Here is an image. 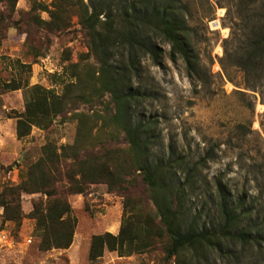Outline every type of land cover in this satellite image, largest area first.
Here are the masks:
<instances>
[{"label": "trees", "instance_id": "obj_1", "mask_svg": "<svg viewBox=\"0 0 264 264\" xmlns=\"http://www.w3.org/2000/svg\"><path fill=\"white\" fill-rule=\"evenodd\" d=\"M32 2L31 12L45 10L50 17L43 22L33 13L32 20L46 23L49 30L63 29L66 14L72 11L96 65L73 64L61 93L30 85L25 78L4 82L7 90H23L25 106L15 116L16 137L29 134L32 126L47 128L55 116L77 109L78 103L88 104L91 110L106 105L102 115L95 109L89 115L78 112L75 141L65 145L46 142L39 156L26 165L19 183L4 186L0 228L6 221L20 223L22 193H41L45 198L34 202L29 212L35 221L38 248H68L76 221L67 195L83 194L89 184L104 183L108 191L123 196V216L116 235L107 232L92 237L90 259L100 256L104 247L120 255L147 250L152 239L163 233L168 237L166 258L174 257L181 264H217V256L236 259L243 255V249L260 248L264 243V216L258 219L260 212L244 190L234 196L217 178L213 219L201 221L202 211L187 207L188 189L208 155L190 162L172 152L160 158L152 154L159 132L156 120L144 108L148 92L141 81L142 59L148 58L159 67L164 55L173 62L180 59L192 83L207 76L188 4L182 0H53V9L49 10L41 2ZM2 26L0 20V29ZM240 29V34L230 32L222 39L220 64L258 75L264 70V18L247 31L243 32V26ZM233 41L237 42L235 47H231ZM163 45L168 46L167 51ZM26 65L20 63L19 67ZM106 95L108 101L103 100ZM118 132L127 143L121 150L122 159L108 145L109 138H115ZM179 169L183 178L177 176ZM137 182L155 208L156 224L144 212L142 193L132 191Z\"/></svg>", "mask_w": 264, "mask_h": 264}, {"label": "rangeland", "instance_id": "obj_2", "mask_svg": "<svg viewBox=\"0 0 264 264\" xmlns=\"http://www.w3.org/2000/svg\"><path fill=\"white\" fill-rule=\"evenodd\" d=\"M49 10L53 0H36ZM187 3L192 21L200 38L196 44L207 76L195 83L186 76L180 59L171 61L164 55L162 66L142 59V86L148 92L144 102L147 115L157 124L159 138L153 145L155 158L171 152L190 162L203 155L209 159L199 166V174L188 192L187 207L202 211L201 221L213 219L215 182L220 178L238 196L243 190L264 216V70L247 75L235 66L223 68L221 41L230 32L240 34L254 22L264 18V0H182ZM32 0H0V196L3 188L15 185L29 162L40 154L46 142L72 144L77 137L78 112L92 114L95 109L104 114V103L92 110L86 103L55 116L47 128L32 126L29 134L17 138L16 115L24 110L22 88L7 90L2 84L13 78L39 84L61 93L64 82L70 79L73 64H95L88 53L84 30L78 17L69 11L65 27L49 30L46 23L36 24L35 13L43 22L50 17L45 10L30 11ZM233 41L231 47H235ZM165 51L167 45H163ZM39 54V55H38ZM20 63L27 64L24 68ZM103 100L108 101V96ZM100 121L98 122V124ZM109 147L118 158L126 149L122 133L109 138ZM96 151V150H95ZM177 176L184 173L178 170ZM132 191H144L138 182ZM141 192V193H140ZM134 195V194H131ZM45 196L41 193H22L19 198L20 223L6 221V227L17 243L11 249H0V264H181L166 258L168 237L163 233L151 241V247L128 255L104 247L100 256L90 259L92 237L104 233L116 235L123 216V196L110 192L104 183L89 184L84 193L67 195L71 215L75 218L72 242L68 248H38L35 221L29 217L33 203ZM144 212L156 224V212L147 192L140 195ZM1 200V197H0ZM3 206L0 211L3 213ZM0 212V213H1ZM30 238V241L27 239ZM238 250V249H237ZM217 264H264V243L260 248L243 249V255L215 258Z\"/></svg>", "mask_w": 264, "mask_h": 264}, {"label": "built area", "instance_id": "obj_3", "mask_svg": "<svg viewBox=\"0 0 264 264\" xmlns=\"http://www.w3.org/2000/svg\"><path fill=\"white\" fill-rule=\"evenodd\" d=\"M27 240L30 241V238H28ZM16 243L17 241L15 240L11 232L8 230L6 225H4L3 228H0V249H11L15 246Z\"/></svg>", "mask_w": 264, "mask_h": 264}]
</instances>
